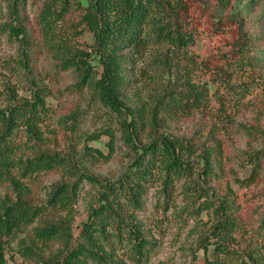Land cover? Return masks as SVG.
<instances>
[{
  "label": "rangeland",
  "instance_id": "374dc122",
  "mask_svg": "<svg viewBox=\"0 0 264 264\" xmlns=\"http://www.w3.org/2000/svg\"><path fill=\"white\" fill-rule=\"evenodd\" d=\"M164 1L166 12H159L160 15H168L167 3L176 2ZM183 1L187 9L184 12L193 15L195 0ZM41 3L42 0H27L24 21L29 23L30 36L26 41H19L7 37L3 24L9 22L10 16L6 2H0V110L13 99H30L35 88L43 89L45 103L51 110L39 124L41 136L34 138L24 128L15 130L12 136L17 143L15 156L33 151L52 153L59 155L63 164L21 179L28 188L25 197L46 210L18 232L0 235V264L61 260L70 248L81 242L82 223L99 202L105 185L117 181L136 156L122 138L118 117L94 98L92 89L84 87L81 92L67 89L75 83L77 75L72 70L56 72L55 61L39 43L41 37L35 19ZM74 19L66 16L57 21L56 38L90 53L89 62L99 73L101 66L92 49L93 34L83 26L77 27L79 34L74 32L71 22L75 24L77 16ZM195 23L200 31L205 29L203 22ZM200 31L194 33L193 44L178 52H172L168 43L151 46L137 62L142 70L141 75L138 72L134 76L139 79L135 83L140 87L138 95L120 96L125 105L133 107L136 118L135 101L151 106L149 95L163 91L168 85L181 89L193 83L207 91L208 101L199 109L176 116L159 114L161 119L156 126H140L135 138L136 143L146 144L154 137L166 136L191 146L195 154L185 159L192 166V174L175 179L169 193L163 191L160 180L148 184L142 207L135 212L149 242L140 261L131 259L122 245L112 246L113 240L109 239L104 245L105 256L85 264H202L206 257L213 256L212 242L216 238L210 236V229L217 219L214 212L216 209L223 212L220 206L223 203L229 205L227 214L235 216L238 223L234 234L237 241L231 247L253 252L257 257L264 255V228L260 224L264 215V169L255 182L244 185L240 180L248 175L245 168L249 166L244 168L239 162L245 151L262 146L264 0L249 14H244L241 26L215 34L208 28L203 33ZM146 73L151 76L143 80ZM107 127L115 133L112 151H109L108 135L88 139L90 134ZM215 139L221 148L217 157L221 164L213 162L211 169L215 174L205 177L201 153L207 146L216 145ZM89 147L96 152L89 151ZM108 153L111 154L106 158ZM9 175L18 177L15 169ZM58 184L70 185L76 191L69 194L64 206L51 208L47 201L57 191ZM197 186L203 189L198 192ZM16 195L9 179L0 181V197L13 199ZM45 220L65 224L69 232L67 239L61 234L47 242L35 237L34 227ZM21 243L30 246L35 254L24 258L19 249ZM259 260L264 264V258L255 261Z\"/></svg>",
  "mask_w": 264,
  "mask_h": 264
},
{
  "label": "trees",
  "instance_id": "16d2710c",
  "mask_svg": "<svg viewBox=\"0 0 264 264\" xmlns=\"http://www.w3.org/2000/svg\"><path fill=\"white\" fill-rule=\"evenodd\" d=\"M1 1L6 2L10 16L9 22L3 24V28L7 29V37L19 41L28 40L30 27L24 21L27 0ZM259 1L195 0L193 15H189L184 12L187 11L184 1L176 0L174 5L167 3L170 10L168 16L159 14L166 12L163 0H42L35 24L41 37L39 43L55 61L56 72L72 70L77 75L75 83L67 89L76 92H81L84 87L92 89L94 98L118 117L122 138L135 151L136 156L117 181L105 185L99 202L82 223L79 234L81 242L70 248L61 260H45L35 264H85L88 260L99 261L106 254L104 245L109 239L113 240L112 246L118 244L125 247L134 261L142 259L149 242L142 233V225L136 219L135 212L142 207L148 184L160 180L163 191L169 193L175 179L192 174V166L185 156L194 155L195 149L166 136L154 137L146 144H138L135 142L138 128H154L161 119L159 114L176 116L199 109L208 101V95L203 87L193 83L181 89L171 84L163 91L149 95L151 106L136 100V118L133 116V107L125 105L120 96L138 95L140 87L135 83L139 79L134 76L138 72L141 75L142 70L137 67V62L151 46L168 43L172 46V52L185 49L193 44L194 33L200 31L196 21L203 22L211 34L224 32L235 25L241 26L244 14H249ZM66 16L73 20L77 16V22H71L77 34L80 33L77 31L78 26L92 32V49L101 66L99 73L94 71L89 62L90 53L70 47L67 42L56 38L54 25ZM205 29L200 32H205ZM150 76L146 73L142 79ZM142 83L145 84L144 81ZM45 94L43 89L35 88L30 99H13L5 109L0 110V181L9 179L17 192L13 199L0 197V235L9 236L18 232L32 224L46 210V207L35 205L25 197L28 188L21 179L63 164L62 158L52 153L33 151L31 154L15 156L17 143L12 139L15 130L24 128L34 138L41 136L39 124L45 121L51 110L45 103ZM102 134L108 135L109 151H112L110 149L113 148L115 133L111 128L92 133L88 139L96 140ZM261 136L262 146L245 151L239 158L244 168L249 166L245 168L248 175L240 180L241 184L255 182L264 169V131ZM214 141L216 145L207 146L201 153L205 177L215 174L211 166L213 162H218L221 148L218 139ZM87 149L96 152L91 147ZM98 154L102 155L100 152ZM14 169L17 178L9 175ZM86 177L91 179L89 175ZM56 186L57 191L52 192L47 201V206L51 208L64 206L69 200V194L76 191L70 185ZM196 188L198 192L203 189L202 186ZM220 206L223 212L215 210L217 219L210 229V236L216 238L212 242L213 256L206 257L202 264H261L263 261L255 260L264 258V255L257 257L253 252L231 247L237 241L234 234L238 223L235 216L227 214L229 205L223 203ZM260 224L263 229L264 215ZM66 228L63 223L45 220L34 227V236L46 242L60 234L67 239L69 232ZM19 249L24 258L35 254L24 243H21Z\"/></svg>",
  "mask_w": 264,
  "mask_h": 264
}]
</instances>
